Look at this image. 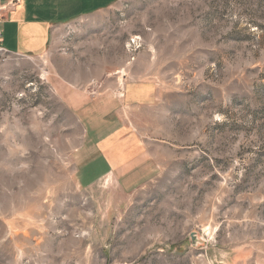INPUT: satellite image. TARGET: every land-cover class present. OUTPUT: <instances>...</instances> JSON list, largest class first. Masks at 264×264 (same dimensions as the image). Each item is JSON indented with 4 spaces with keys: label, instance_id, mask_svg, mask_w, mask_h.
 <instances>
[{
    "label": "rangeland",
    "instance_id": "374dc122",
    "mask_svg": "<svg viewBox=\"0 0 264 264\" xmlns=\"http://www.w3.org/2000/svg\"><path fill=\"white\" fill-rule=\"evenodd\" d=\"M0 264H264V0H120L0 52Z\"/></svg>",
    "mask_w": 264,
    "mask_h": 264
},
{
    "label": "crops",
    "instance_id": "0c3cea01",
    "mask_svg": "<svg viewBox=\"0 0 264 264\" xmlns=\"http://www.w3.org/2000/svg\"><path fill=\"white\" fill-rule=\"evenodd\" d=\"M120 0H18L0 21V52L16 56H42L49 51L50 42L60 24H67L80 17L107 10ZM72 87V86H71ZM67 102L82 101L67 86L61 87ZM121 102V100H119ZM116 131L99 144L105 171L109 170L119 182L136 185L150 169L141 170L149 160L138 146L126 144ZM113 130V129H111ZM106 142V143H105ZM134 149L127 153L128 149ZM130 154V155H129ZM128 187V186H127Z\"/></svg>",
    "mask_w": 264,
    "mask_h": 264
},
{
    "label": "built area",
    "instance_id": "2783aa9c",
    "mask_svg": "<svg viewBox=\"0 0 264 264\" xmlns=\"http://www.w3.org/2000/svg\"><path fill=\"white\" fill-rule=\"evenodd\" d=\"M18 0H0V21L5 18L6 12L13 9Z\"/></svg>",
    "mask_w": 264,
    "mask_h": 264
}]
</instances>
